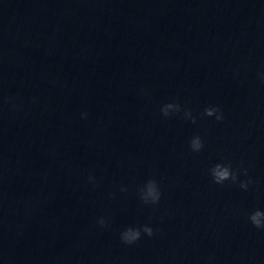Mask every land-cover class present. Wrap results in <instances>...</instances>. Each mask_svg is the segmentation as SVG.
Returning a JSON list of instances; mask_svg holds the SVG:
<instances>
[{
    "label": "water",
    "instance_id": "95a60500",
    "mask_svg": "<svg viewBox=\"0 0 264 264\" xmlns=\"http://www.w3.org/2000/svg\"><path fill=\"white\" fill-rule=\"evenodd\" d=\"M256 209L264 0H0V264H264Z\"/></svg>",
    "mask_w": 264,
    "mask_h": 264
},
{
    "label": "clouds",
    "instance_id": "9594fccd",
    "mask_svg": "<svg viewBox=\"0 0 264 264\" xmlns=\"http://www.w3.org/2000/svg\"><path fill=\"white\" fill-rule=\"evenodd\" d=\"M162 115L167 118L175 113H180L183 111L184 118L191 120L192 123H196V117L192 115L191 110L182 109V106L178 101H173L164 104L160 109ZM203 115L207 117H215L217 121H223L225 115L223 110L219 106H209L203 111ZM83 118L87 117V113L82 114ZM190 149L193 152H200L204 148V142L199 135L193 136L190 140ZM245 175H247V170H244ZM210 173L213 182L216 184L223 185L226 181H231L232 183L238 182V173L233 171L231 164L216 163L210 168ZM90 183L95 182L94 176L88 177ZM253 183L251 180L247 182L240 181L239 186L247 190L249 185ZM122 191L126 189H121ZM161 191L159 184L155 179L147 180L139 188V197L143 204L145 205H158L161 199ZM250 223L256 229L264 230V210L256 209L249 214L248 217ZM97 223L101 227L107 226V221L105 218L101 217ZM155 235L154 229L145 224L138 227L129 226L120 233V240L125 245H133L137 243L142 236L153 237Z\"/></svg>",
    "mask_w": 264,
    "mask_h": 264
}]
</instances>
